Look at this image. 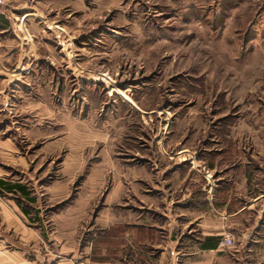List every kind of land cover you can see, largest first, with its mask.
<instances>
[{
	"label": "rangeland",
	"instance_id": "rangeland-1",
	"mask_svg": "<svg viewBox=\"0 0 264 264\" xmlns=\"http://www.w3.org/2000/svg\"><path fill=\"white\" fill-rule=\"evenodd\" d=\"M111 1L108 9L88 1L96 8L91 23L79 20L86 28L73 41L74 71L61 48L44 41L50 56L40 48L33 71L0 76V142L16 151L14 165L0 152V178L24 186L32 203L5 199L16 202L20 226L41 224L43 241L55 214L73 204L75 212L87 205L94 218L111 195L120 209L126 201L112 196L105 163L150 172L159 166L158 141L175 163L179 150L194 153L191 165L204 177L207 162L197 152L206 158L228 143L241 157L264 160V0ZM154 178L139 188L151 196L147 203L159 202Z\"/></svg>",
	"mask_w": 264,
	"mask_h": 264
},
{
	"label": "crops",
	"instance_id": "crops-1",
	"mask_svg": "<svg viewBox=\"0 0 264 264\" xmlns=\"http://www.w3.org/2000/svg\"><path fill=\"white\" fill-rule=\"evenodd\" d=\"M88 1L94 3L0 0V76L33 71L40 48L50 56L44 41L60 47L62 57L68 61L65 68L74 71L77 50L73 41L86 28L79 20L87 19H83L85 24L91 21V8H96L90 7ZM94 1L102 3V9L115 6L111 0ZM162 142L154 146L160 161L158 167L154 165L149 170L152 177L141 166L127 163L119 170L114 161L105 163L113 169L112 196L116 194L126 201L120 209L109 203L108 199L114 197L111 195L94 218L86 212L87 205L75 212L73 204L71 209L55 214L46 230V234L50 232L46 241L38 236L43 232L41 224L38 229L20 226L13 218L19 215L16 202L5 199L19 195L32 203L29 192L24 186L8 184L0 178V264H264V160L241 157V151L228 143L206 152V158L197 152L196 160L205 159L208 165L204 164V177L192 166L194 153L179 150L173 156H177L175 163L166 155ZM13 149L0 142L4 162L12 165L14 155L10 153H16ZM136 155L143 159L140 153ZM191 159V163L185 162ZM7 163L3 165L9 166ZM178 170L184 171L179 174ZM197 174L204 177L203 183L199 184ZM157 176L160 178H154V186L159 191V202L151 198L147 203L151 196L142 193L145 187L140 192L139 188ZM124 183L127 187H123ZM197 189L200 192L196 193ZM130 199L137 202L135 208H126ZM146 205L159 210L151 213ZM22 212L27 217L26 208ZM88 216L84 226L80 225ZM16 236L20 243L14 242ZM227 236L233 245L221 247L220 241ZM78 249L88 250L87 255L84 251L78 253ZM92 249L100 250L98 259L91 256Z\"/></svg>",
	"mask_w": 264,
	"mask_h": 264
},
{
	"label": "built area",
	"instance_id": "built-area-1",
	"mask_svg": "<svg viewBox=\"0 0 264 264\" xmlns=\"http://www.w3.org/2000/svg\"><path fill=\"white\" fill-rule=\"evenodd\" d=\"M233 245L231 237H223L222 240L220 241V246L221 247H231Z\"/></svg>",
	"mask_w": 264,
	"mask_h": 264
},
{
	"label": "trees",
	"instance_id": "trees-1",
	"mask_svg": "<svg viewBox=\"0 0 264 264\" xmlns=\"http://www.w3.org/2000/svg\"><path fill=\"white\" fill-rule=\"evenodd\" d=\"M0 185H3V183H2V182H0Z\"/></svg>",
	"mask_w": 264,
	"mask_h": 264
}]
</instances>
